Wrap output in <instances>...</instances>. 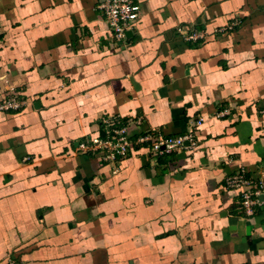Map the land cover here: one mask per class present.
<instances>
[{"label": "crops", "instance_id": "0c3cea01", "mask_svg": "<svg viewBox=\"0 0 264 264\" xmlns=\"http://www.w3.org/2000/svg\"><path fill=\"white\" fill-rule=\"evenodd\" d=\"M135 1L114 42L97 0H0V72L27 100L0 112V264H264V202L245 215L224 187L264 178V0ZM109 114L195 145L132 147L112 174L76 151Z\"/></svg>", "mask_w": 264, "mask_h": 264}, {"label": "built area", "instance_id": "2783aa9c", "mask_svg": "<svg viewBox=\"0 0 264 264\" xmlns=\"http://www.w3.org/2000/svg\"><path fill=\"white\" fill-rule=\"evenodd\" d=\"M96 6L103 14L111 39L114 42L126 40V33L132 31L140 16L139 4L135 0H97ZM234 24L233 22L220 27L217 32H226L232 29ZM179 33L184 40L188 41L204 38L202 30L180 29ZM0 86L3 87L0 90V112H18L26 106V98L3 72H0ZM229 113L230 108L224 107L217 110L215 116L223 117ZM134 122L140 124V118L133 121L130 118L120 119L112 114L102 116L101 132L79 141L76 151L81 154L99 156L109 166L110 172L116 174L121 160L127 156L132 147H144L152 157L160 158L195 145L194 136L191 133L169 135L160 131L146 130L132 139L129 135V126ZM201 122L202 118L196 120L197 125ZM224 187L237 192L240 209L245 215L254 214L256 208L264 202V178L248 176L242 168L225 177Z\"/></svg>", "mask_w": 264, "mask_h": 264}, {"label": "water", "instance_id": "95a60500", "mask_svg": "<svg viewBox=\"0 0 264 264\" xmlns=\"http://www.w3.org/2000/svg\"><path fill=\"white\" fill-rule=\"evenodd\" d=\"M129 33H130V31H128V32L126 33V35L128 36V35H129Z\"/></svg>", "mask_w": 264, "mask_h": 264}]
</instances>
